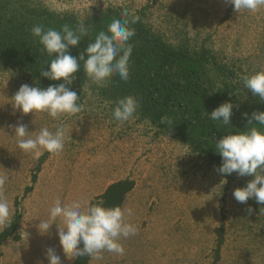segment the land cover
Here are the masks:
<instances>
[{"label":"rangeland","instance_id":"1","mask_svg":"<svg viewBox=\"0 0 264 264\" xmlns=\"http://www.w3.org/2000/svg\"><path fill=\"white\" fill-rule=\"evenodd\" d=\"M5 1L22 12L14 0ZM33 2L79 17L106 7L126 9L164 42L199 52L231 94L244 88L241 76L264 69V8L236 13L225 0ZM23 84L47 88L0 61V174L8 177L5 195L12 212L9 226L0 230V264H49L50 247L62 264H72L57 225L47 234L37 225L48 219L57 197L62 204L88 205L114 180L130 184L117 206L133 209L129 222L138 234L121 240L124 256L103 252L102 259L89 257L86 264H264V204L254 198L241 204L233 196L254 177L221 174L212 161L148 124L117 121L107 102L85 90L77 94L83 108L76 115H23L11 100ZM17 122L33 136L63 124V152L55 156L42 149L38 159L23 153L9 127Z\"/></svg>","mask_w":264,"mask_h":264},{"label":"clouds","instance_id":"2","mask_svg":"<svg viewBox=\"0 0 264 264\" xmlns=\"http://www.w3.org/2000/svg\"><path fill=\"white\" fill-rule=\"evenodd\" d=\"M225 3L232 5L236 13L245 10L255 13L264 8V0H225ZM121 15L124 18L113 19L107 32H99L94 42L89 43L84 52L80 53L79 59L70 54L69 47L78 46L82 38L88 35V29L82 21L75 29L65 24L59 31L53 28L45 30L43 25H34L31 34L38 38L42 45L41 51L50 57L56 54L55 59L50 60L49 69L41 70V76L52 81L62 79L64 82L49 85L46 89L21 85L11 99L14 110L23 115L46 112L53 119L80 113L83 105L78 104L77 93L67 85L76 79L81 61L84 73L92 84L105 87L112 82L114 76L127 82L129 60L133 51L129 40L135 35V29L130 24H135L140 18H129L126 9ZM241 80L254 97L264 102V69L243 75ZM138 108L137 99L129 95L119 99L113 115L117 121L127 122L134 117ZM232 110L233 104L224 102L211 112L210 119L230 125ZM243 115L247 118L248 126L252 127L235 134H227L216 142V150L222 158V165L217 171L224 175L235 172L240 177H254L248 181L246 187L236 188L233 196L241 204H246L250 198H254L258 204H264V132L255 126H264V112L254 111L250 117L248 113ZM253 121L257 124L254 125ZM161 123L171 126L173 121L165 115L161 117ZM9 127L13 128L17 147L23 153L38 159L42 155V149L55 156L63 152L66 135L63 124L55 132L43 127L34 136L23 123L17 122ZM7 181L8 177L0 174V230L8 227L12 218L10 203L5 195ZM226 182L221 181L222 184ZM246 212L251 215L254 209L248 207ZM133 215L131 207H105L102 203L86 205L84 201L62 204L57 197L49 210L48 219L41 220L37 227L41 234H47L53 224L57 225L59 243L69 260L83 256L102 259L103 252L125 255L121 240L138 234V227L129 222ZM57 220L62 223V227L57 224ZM46 256L49 264H62L54 248H48Z\"/></svg>","mask_w":264,"mask_h":264},{"label":"trees","instance_id":"3","mask_svg":"<svg viewBox=\"0 0 264 264\" xmlns=\"http://www.w3.org/2000/svg\"><path fill=\"white\" fill-rule=\"evenodd\" d=\"M14 1L21 8V13L12 11L5 0H0V61L46 87L64 81H52L41 76V70L49 69L50 60L55 59L56 54L50 57L41 51L42 45L38 38L31 34L34 25L59 31L65 24L75 29L82 21L88 29V35L82 38L78 46L69 47L70 54L79 59L80 53L94 42L99 32H107L113 19L124 18L120 7H106L79 17L73 12L49 10L40 3H34V0ZM25 14L35 19H27ZM130 27L135 29V35L129 40L133 51L127 82L114 76L105 87L92 84L84 73L81 61L76 79L67 86L77 94L85 90L95 95L107 102L113 112L119 99L134 96L139 102V108L131 118L134 122L148 124V128L154 129L155 133L165 134L190 146L200 156L220 167L222 158L216 150V142L227 134L252 127L248 126L243 113H248L250 117L254 111L264 112V102L245 87L235 92H240L239 95L231 94L226 83L215 79V70L208 67L206 59L199 52L189 48L179 49L164 42L140 20L130 24ZM224 102L233 104L230 125L210 119L211 112ZM165 115L172 119L171 126L161 123V117ZM253 124L257 122L253 121ZM255 126L264 132V126ZM129 188L127 180L112 182L88 205L102 203L105 207L117 206ZM88 258L78 257L72 264H86Z\"/></svg>","mask_w":264,"mask_h":264},{"label":"crops","instance_id":"4","mask_svg":"<svg viewBox=\"0 0 264 264\" xmlns=\"http://www.w3.org/2000/svg\"><path fill=\"white\" fill-rule=\"evenodd\" d=\"M114 181H116V180H114Z\"/></svg>","mask_w":264,"mask_h":264}]
</instances>
